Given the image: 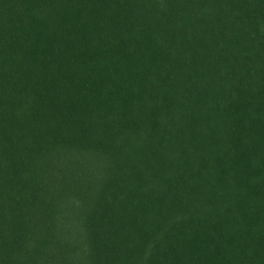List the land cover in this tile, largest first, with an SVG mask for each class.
Returning <instances> with one entry per match:
<instances>
[{
	"label": "trees",
	"instance_id": "1",
	"mask_svg": "<svg viewBox=\"0 0 264 264\" xmlns=\"http://www.w3.org/2000/svg\"><path fill=\"white\" fill-rule=\"evenodd\" d=\"M0 264H264V0H0Z\"/></svg>",
	"mask_w": 264,
	"mask_h": 264
}]
</instances>
